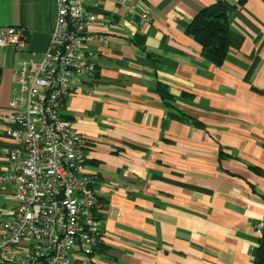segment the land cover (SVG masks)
<instances>
[{
    "label": "crops",
    "instance_id": "obj_1",
    "mask_svg": "<svg viewBox=\"0 0 264 264\" xmlns=\"http://www.w3.org/2000/svg\"><path fill=\"white\" fill-rule=\"evenodd\" d=\"M229 5V50L207 61L186 30L197 12ZM149 21L102 0L86 57L91 77L61 113L83 139L84 173L101 201L93 254L73 264H253L264 235V0H141ZM55 0H0V29L21 26L26 45L0 46V114L15 69L48 45ZM103 38V39H101ZM0 119V173L17 141ZM11 202L0 184V217Z\"/></svg>",
    "mask_w": 264,
    "mask_h": 264
},
{
    "label": "built area",
    "instance_id": "obj_2",
    "mask_svg": "<svg viewBox=\"0 0 264 264\" xmlns=\"http://www.w3.org/2000/svg\"><path fill=\"white\" fill-rule=\"evenodd\" d=\"M111 1L141 24L149 21L141 0ZM101 2L55 0L42 59L22 62L14 71V94L0 114L12 121L5 135L17 141L0 173V184L11 191L0 217V264H73V254L89 256L101 241V201L93 178L84 173L83 139L61 113L65 97L96 70L84 52L95 37L88 27L96 16L84 6ZM27 38L21 26L0 29V46L21 50ZM263 228L264 219L256 231Z\"/></svg>",
    "mask_w": 264,
    "mask_h": 264
},
{
    "label": "trees",
    "instance_id": "obj_3",
    "mask_svg": "<svg viewBox=\"0 0 264 264\" xmlns=\"http://www.w3.org/2000/svg\"><path fill=\"white\" fill-rule=\"evenodd\" d=\"M228 10L229 5L221 1L204 7L193 17L186 30L199 45L203 58L215 65L224 61L229 50ZM252 256L253 264H264V235L258 238Z\"/></svg>",
    "mask_w": 264,
    "mask_h": 264
}]
</instances>
